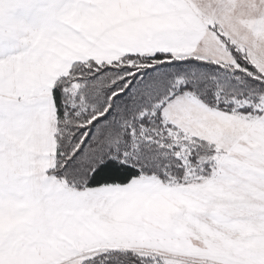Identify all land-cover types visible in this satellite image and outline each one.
<instances>
[{
    "label": "snow or ice",
    "instance_id": "1",
    "mask_svg": "<svg viewBox=\"0 0 264 264\" xmlns=\"http://www.w3.org/2000/svg\"><path fill=\"white\" fill-rule=\"evenodd\" d=\"M0 264H264V0H0Z\"/></svg>",
    "mask_w": 264,
    "mask_h": 264
}]
</instances>
